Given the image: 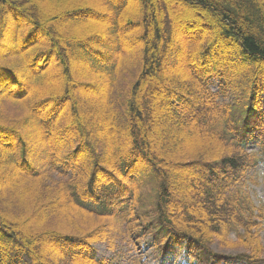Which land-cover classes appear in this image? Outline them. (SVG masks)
Instances as JSON below:
<instances>
[{"label": "trees", "instance_id": "obj_1", "mask_svg": "<svg viewBox=\"0 0 264 264\" xmlns=\"http://www.w3.org/2000/svg\"><path fill=\"white\" fill-rule=\"evenodd\" d=\"M49 1L39 11L32 0H0V182L22 185L0 189V264H110L94 246L129 238L161 263H232L214 254L217 245L245 249L251 255L235 261L250 264L262 250L263 212L246 187L264 166V0H181L174 11L166 0H99L96 10ZM138 39L143 63L133 70L125 57ZM174 56L192 89L172 88L164 70ZM81 91L110 118L102 132L80 109ZM164 110L229 148L185 164L204 172L185 188L199 195L190 206L201 220L174 200V171L153 147Z\"/></svg>", "mask_w": 264, "mask_h": 264}, {"label": "rangeland", "instance_id": "obj_2", "mask_svg": "<svg viewBox=\"0 0 264 264\" xmlns=\"http://www.w3.org/2000/svg\"><path fill=\"white\" fill-rule=\"evenodd\" d=\"M29 2L30 0H26ZM32 7L35 10L41 11L43 8L47 9L50 6L49 0H32ZM98 1L99 0H86L85 6L93 8L96 10L98 9ZM170 5V8L174 11L176 9H181V0H166ZM84 2V1H83ZM177 25L179 23L177 22ZM179 28V27H178ZM181 33V32H180ZM209 36V35H208ZM132 45V44H131ZM145 48V43L139 41V39L133 42L131 47L127 46V53H126V62L127 66L133 70H138L142 68L143 63V51ZM232 54L230 53V62L232 64L241 63L240 58L231 50ZM184 59V58H183ZM175 61L176 63H174ZM180 57L174 56L169 59L168 63L165 65V72L168 76V79H173V87L172 88H181L187 86L192 89V84L187 82V74L183 70V63ZM231 67V65H227ZM243 67H249V65H240ZM251 66V65H250ZM240 69V68H239ZM236 70V69H235ZM238 71V70H237ZM237 74V73H236ZM161 81H167L166 78H163ZM163 83V82H162ZM212 89L214 91L217 90V83L215 82L212 85ZM151 89L147 90V93H151ZM168 92V91H166ZM187 97L190 96V93H186ZM91 93H87L85 91H81L77 94L78 99L81 102L80 109L89 117L87 122L94 128L96 132H102L106 126L107 122H110V118L106 117L105 115H101L99 110H97L95 102L90 99ZM161 96V95H158ZM159 100L161 97H158ZM223 102H228V98L223 99ZM98 104L100 102H97ZM109 119V120H108ZM177 118H172V116L168 113L167 110L162 111L157 115V121L153 132V137L155 139V146L153 147L157 150L160 158L164 162V167L171 169L174 171L173 173V181L174 187L172 188V195L174 196V200L182 201L183 205H191L190 198H194V202H198L200 200L199 195L197 193L191 194V192L186 191V185L190 180L192 174H204V172L200 169V166H190L186 167L185 164L188 162H195V161H205L211 162L212 159H220L223 158L222 151H227L229 148L224 147L221 143L212 141L207 139L206 137L199 134V131H195L193 128L188 127H181L177 122ZM36 148L31 150L32 154V163H38L39 167L41 161L44 160V152L42 154V150L35 145ZM206 152L213 153L211 157H206ZM215 153V154H214ZM37 167V168H39ZM201 170V171H200ZM197 172V173H193ZM25 172H21L19 176L24 175ZM57 177V174H55ZM251 181L250 185L246 187V190L249 192L250 196L252 197L253 201L255 202L256 206L263 212V219L260 221V228H259V238L261 244V253L257 258L249 259L250 264H264V166H260L256 168L254 171L250 172ZM191 182V180H190ZM189 182V183H190ZM195 183H198L196 181ZM191 184V183H190ZM223 184V182L221 183ZM192 185V184H191ZM21 183L17 177L8 176L4 181L0 182V189H2L3 193H11L18 192L21 188ZM199 186V187H198ZM193 190L198 191L199 189H204L199 184L197 186H190ZM195 191V192H196ZM35 203V202H34ZM42 202L39 203V206ZM38 206V205H37ZM177 207V206H176ZM191 207V206H190ZM206 208V207H205ZM204 208V215H206V211L213 209L211 205L208 204V207L205 211ZM189 210L190 213L194 214L196 219L201 220L202 215L199 211H195L192 207ZM221 214V212H219ZM30 215V213H28ZM225 214H223L224 216ZM24 215L21 221L26 223L28 217ZM34 219V218H33ZM31 219L28 224L33 220ZM40 219V218H39ZM40 221V220H39ZM26 225V224H25ZM36 225H40L37 223ZM236 237L234 235L230 236L229 242L234 243ZM96 253L100 259H104L106 262L110 264H135V260L142 259L143 264H184L183 261L180 259H168L164 262H160L157 252L150 247L148 243L140 241L137 245L132 238L126 239L125 241H116L114 247L110 249L107 244H96L95 246ZM212 251L214 254L219 255L225 262L231 260L232 263L227 264H242L237 263L235 258L239 257L240 255H251L245 249L241 247H233V248H219V246L214 245L212 246ZM49 252V250H47ZM252 257V256H251Z\"/></svg>", "mask_w": 264, "mask_h": 264}]
</instances>
